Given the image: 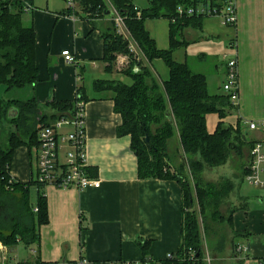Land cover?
<instances>
[{"label": "crops", "instance_id": "0c3cea01", "mask_svg": "<svg viewBox=\"0 0 264 264\" xmlns=\"http://www.w3.org/2000/svg\"><path fill=\"white\" fill-rule=\"evenodd\" d=\"M43 1L36 4L33 1L32 9L24 14L36 33L37 81L34 86L11 91L21 97L10 99L34 97L41 107L46 102L75 101L81 89L86 99L87 167L101 186L79 190L46 184L42 191L48 219L39 226V238L33 243V250L22 255L18 248L23 242L13 247L0 242V264H123L141 260L139 241L149 242L147 253L152 261L175 254L182 240L180 183L174 179L139 177L130 137L117 131L121 116L114 112L113 93L94 89L95 81L116 80L128 85L129 78L116 69L105 70L99 29L73 15L65 0H60L55 8L50 6L54 1ZM211 2L220 6L225 0ZM234 3L235 27L224 26L216 16L203 17L200 26L183 29L176 38L182 45L171 54L178 64H187L194 72L204 74L206 81L209 75L224 80L226 60L237 58L239 102L222 120L214 112L206 116L205 123L209 133L214 132L220 121L233 126L240 124L247 142L252 143L264 137L263 128L249 130L244 124V121L264 122V0H234ZM144 26L159 50L169 48L170 25L166 18L146 19ZM231 40L235 42L234 50L229 49ZM63 50L71 53L73 62L65 61ZM150 68L158 79L167 78L168 70L162 60L152 61ZM215 94L224 95V92L210 93ZM6 124L3 122L0 135L5 132ZM172 139L180 153L179 160L182 152L177 132ZM4 142L5 137L0 145ZM35 151L36 146L29 150L25 145L14 151L9 172L15 182L35 178ZM245 152L247 163L249 149ZM215 172L216 177L226 174ZM244 181L242 178L240 182ZM254 188L261 189L255 194L257 200L238 193L239 187L235 191L232 228L238 234L235 243L244 244L247 251L237 254L229 247L227 264H264V187ZM32 189L36 203L37 189ZM248 201L255 203L252 208L247 207Z\"/></svg>", "mask_w": 264, "mask_h": 264}, {"label": "trees", "instance_id": "16d2710c", "mask_svg": "<svg viewBox=\"0 0 264 264\" xmlns=\"http://www.w3.org/2000/svg\"><path fill=\"white\" fill-rule=\"evenodd\" d=\"M134 1L79 2L81 12L89 19L107 17L110 20L111 9L108 6H112L123 18L128 32L127 39L114 31H102L101 38L102 56L107 64L105 70L112 71L117 53L130 55V62L121 71L129 78L130 84L99 80L94 82V89L113 93L114 112L121 116L117 131L119 135L130 137L139 177L174 179L181 186L182 240L178 249L175 254L152 261L147 253L149 242L139 241L142 253L140 264H202L201 230L204 233L210 230L208 220L221 227L226 224L228 233L238 235L233 231L231 222L236 209L231 208L227 213L221 210L237 187L234 179L222 176L216 182L209 181L204 179L203 172L228 163L234 153L243 159L245 149H249L251 143L247 142L240 124L233 126L220 121L213 133L207 131L206 116L214 112L221 120L228 116L232 110L229 98L210 95L205 75L194 72L187 64H178L171 54L173 49L182 45L176 38L183 29L200 26L204 17L180 16L177 9L194 8L207 2L213 5L211 0H147L144 8H138ZM26 2L32 5L33 1L0 0V91L2 89L4 93L34 86L38 78L34 58L36 33L31 21H25ZM154 18L168 20L170 42L167 50H159L145 29L144 21ZM107 25L111 30L113 22L110 20ZM92 28L97 29L95 24ZM128 40L136 46V57L129 53ZM156 59L162 60L168 70L164 80L158 79L150 68V63ZM75 101H86L81 89ZM75 101L46 102L44 104L51 111L43 114L34 97L25 100L0 97V129L3 122L8 124L9 129L7 145H0V242L4 245L13 247L19 241L26 246L33 244L38 241L39 226L46 224L48 219L47 202L42 191L46 185L34 179L15 182L9 172L13 153L19 146L25 145L29 150L38 146L39 125L49 124L62 113L71 111ZM10 108L17 109L18 116L14 119L8 118ZM176 132L182 152L179 160L178 157L176 159V155H180L176 145H173V155L168 150ZM171 159L173 162L177 160L176 165ZM245 164L244 160L241 179L246 173ZM88 171L93 176L91 169ZM32 188L37 189L34 206L30 200ZM236 246L233 240L231 250L236 252Z\"/></svg>", "mask_w": 264, "mask_h": 264}, {"label": "built area", "instance_id": "2783aa9c", "mask_svg": "<svg viewBox=\"0 0 264 264\" xmlns=\"http://www.w3.org/2000/svg\"><path fill=\"white\" fill-rule=\"evenodd\" d=\"M65 1L68 9H75L80 2V0ZM31 9V3L26 2L24 11L27 12ZM177 11L180 16L183 14L204 17L216 16L224 26L235 27L237 25L234 0H225L224 4L220 6H214L207 2L205 5L198 4L194 8L179 7ZM110 20H113L117 33L127 39L124 20L114 9L111 10ZM131 43L129 41V50L134 53V44ZM235 47V42L231 40L229 49L234 50ZM61 55L68 63L74 61V57L68 50H63ZM225 66V81L222 85V91L224 95L228 96L230 105L236 107L239 102L237 58H228ZM84 108V101H75L71 111L62 113L49 124L39 125L38 146H36L35 151L37 173L34 178L39 184L54 185L58 188L75 187L79 190L100 188V180L92 176L87 167V155L85 153L87 127H85ZM244 124L249 130L264 129V122L244 121ZM243 179L254 187H264V137L251 143ZM235 250L237 254H243L246 253L247 246L237 244ZM123 264H140V262H124Z\"/></svg>", "mask_w": 264, "mask_h": 264}, {"label": "rangeland", "instance_id": "374dc122", "mask_svg": "<svg viewBox=\"0 0 264 264\" xmlns=\"http://www.w3.org/2000/svg\"><path fill=\"white\" fill-rule=\"evenodd\" d=\"M34 3H40L43 0H33ZM54 1L55 4L50 5L51 7H54L60 4V0H51ZM44 2V1H43ZM135 5L139 6V7H145L146 6V1L145 0H135L134 1ZM41 4H39V6H41ZM108 9L112 10V6H108ZM70 12L74 15H76V17H78L79 19H85L87 20L90 24H95L96 28L101 29L100 33L102 31H108V32H116V27L114 26V22H113V26L111 30H108L109 25H107L109 23L110 20H106V18H98V19H89L87 14H84L81 12L79 4L77 5V7L75 9H70ZM111 13V11H110ZM155 21V20H154ZM151 21V22H154ZM100 23L105 24L104 26H99ZM147 23V22H146ZM148 24V23H147ZM99 26V27H98ZM119 35V34H118ZM124 35V34H123ZM128 35V32H127ZM131 44H134L133 42ZM134 48V53L132 54L133 57H136V46L134 44L133 46ZM131 53V52H129ZM138 59V58H136ZM130 62V55H126V54H122V53H117L116 54V58L113 62V69H116L117 71L121 72L123 69H125L127 67V63ZM208 81V86H207V90L208 93H213L214 91H218L222 93V90H218V87L220 86V88L222 87L223 83L225 80H223L221 77L216 76V75H209L207 78ZM2 89L0 91V97H6V98H14L15 96H20V94H18V92L15 93H2ZM45 105L41 106L40 108L43 110V114L45 113H49L51 110L49 107H46ZM5 132L0 135V142H2V139L5 137V142L3 143V145H7V136L9 133V129H8V125H5ZM174 139H172V141L170 142L169 146H168V150L169 152L172 154L175 153L174 151ZM1 144V143H0ZM172 154V155H173ZM176 155V154H175ZM179 156V154L176 155V159ZM244 160H246V155L243 156V159H240L236 153H234L233 155L230 156L229 158V162L228 164H226V166H222L220 168H218L219 170H215V171H219V172H226V174L222 175L224 177H228V178H232L234 179L236 186L239 187V190L237 191V187L236 189L231 193V199L229 198V201L226 205L221 207V210L223 213H227V211H229L231 209V205L235 204L234 198L235 195L238 193H240L241 195H243L244 197H250L254 200L255 199V194L259 193V191H261V189L259 188L258 190H256V188H254L253 186L247 184L245 181L244 182H240L242 181V179L240 178L241 172L243 170V163ZM171 162H173V160L171 159ZM175 162H177V160H175ZM231 165V166H230ZM225 169V170H224ZM209 169H207L206 171L203 172V177L205 180H209V181H214L216 182L217 179L219 177H216V172L215 171H211L208 172ZM237 175L239 178H235L234 174ZM216 177V178H215ZM192 183V182H191ZM193 185V184H192ZM193 188V187H192ZM237 191V192H235ZM235 192V194H234ZM31 203H35V191L34 189H32L31 191V197H30ZM254 202L248 201L247 203V207L252 208V206H254L253 204ZM208 223V231H206L204 233V231L201 230V237H202V243H201V263L202 264H227L228 263V249L229 247L231 248V244L232 241L234 240L236 242V236H234L232 233L229 234L228 233V227L225 225H223L222 227L218 224H215L214 222H211L210 220L207 221ZM34 245L30 244V245H25L22 244L19 246L18 250H20L19 252H21L22 255H29L31 253V250H33ZM18 252V253H19ZM14 253V252H13ZM15 256L17 255V253H14Z\"/></svg>", "mask_w": 264, "mask_h": 264}, {"label": "water", "instance_id": "95a60500", "mask_svg": "<svg viewBox=\"0 0 264 264\" xmlns=\"http://www.w3.org/2000/svg\"><path fill=\"white\" fill-rule=\"evenodd\" d=\"M17 109L15 108H10L7 112L8 118L9 119H14L15 117H17L18 115ZM169 115V114H168ZM148 140V139H147Z\"/></svg>", "mask_w": 264, "mask_h": 264}]
</instances>
